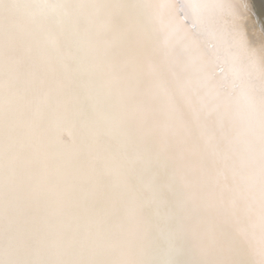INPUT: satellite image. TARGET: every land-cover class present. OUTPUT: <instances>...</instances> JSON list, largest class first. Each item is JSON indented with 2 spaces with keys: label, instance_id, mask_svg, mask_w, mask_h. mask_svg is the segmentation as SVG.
Returning <instances> with one entry per match:
<instances>
[{
  "label": "snow or ice",
  "instance_id": "obj_1",
  "mask_svg": "<svg viewBox=\"0 0 264 264\" xmlns=\"http://www.w3.org/2000/svg\"><path fill=\"white\" fill-rule=\"evenodd\" d=\"M0 264H264V8L0 0Z\"/></svg>",
  "mask_w": 264,
  "mask_h": 264
},
{
  "label": "bare ground",
  "instance_id": "obj_2",
  "mask_svg": "<svg viewBox=\"0 0 264 264\" xmlns=\"http://www.w3.org/2000/svg\"><path fill=\"white\" fill-rule=\"evenodd\" d=\"M255 11H260L264 8V0H248Z\"/></svg>",
  "mask_w": 264,
  "mask_h": 264
}]
</instances>
